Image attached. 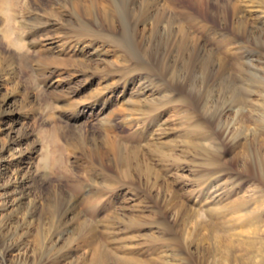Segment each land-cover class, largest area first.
<instances>
[{
  "label": "rangeland",
  "instance_id": "374dc122",
  "mask_svg": "<svg viewBox=\"0 0 264 264\" xmlns=\"http://www.w3.org/2000/svg\"><path fill=\"white\" fill-rule=\"evenodd\" d=\"M141 3L134 54L48 29L0 75V264H264V0ZM151 10L188 40L132 25Z\"/></svg>",
  "mask_w": 264,
  "mask_h": 264
},
{
  "label": "bare ground",
  "instance_id": "6f19581e",
  "mask_svg": "<svg viewBox=\"0 0 264 264\" xmlns=\"http://www.w3.org/2000/svg\"><path fill=\"white\" fill-rule=\"evenodd\" d=\"M133 1L136 0H0V15L5 23L4 28L0 33V37L8 44H13V49H7L4 52L0 50V75H2L3 72H6L7 75L10 76V79L17 76L16 68L22 54H26L34 59L37 58V60H41V63H43L45 58H42V52L47 50L45 48H47L48 45L51 46V39L46 32L48 29H54L55 32L60 34V40L64 39V42L67 44L66 49L69 47L75 51L78 48L77 45L82 44L84 41V39L80 41L81 38L86 36L93 38L91 41L99 38L114 41L124 51L134 54V48L131 46L128 39L131 35V31L128 27V25H130L128 23L129 16H132L135 10V8L129 9V6ZM141 2L149 4L147 8L156 9L159 0H141ZM142 3L140 6H142ZM154 15L155 13L153 10L148 13L144 12L142 18L134 21L135 24L132 23V25H134V27H137L138 25L140 26V24L144 26L145 21H148L149 26L151 27L150 31L154 32V36L155 34L160 33L162 34L160 37L167 35L170 39L173 37H180L182 39L190 37V33L187 31L178 29L179 27H173V24L176 23V19L167 18L166 20L156 21L155 18L157 16ZM152 19L153 21L151 23L153 24L150 23V20ZM10 29L11 32L9 31ZM176 38H174V40ZM72 45L74 46L73 48ZM172 45L171 48L176 52L179 50H181V53L187 51L186 55L188 59L185 60V62H189L187 64H190L192 68L196 67L197 61L201 67L203 66L205 68L210 62V59H207V57L202 58L201 60L197 59L199 52L196 50L193 51L194 47L189 50L187 47L184 48L182 45H179L177 41L175 43L172 42ZM165 46H167L166 43ZM63 47L60 52L64 51L65 48L63 49ZM217 63L219 69L224 67L223 62L218 61ZM40 74L43 77V83L50 88L54 86L50 74L45 75L44 72H40ZM107 88L108 85L103 87V89L97 90L93 97L96 99L101 92ZM95 99L90 101V105L88 106L91 110L96 106L95 103L97 102V99ZM2 116H4V114ZM110 126L111 125H109V127ZM107 127L108 125L104 124L103 129H106ZM110 143L109 147L112 148L113 154L119 152L121 158L124 159L125 155H121V153L122 151L126 153V150H124L126 146H119L116 142L113 143V141ZM103 152L104 151H102L101 154ZM252 161L259 164L258 160L256 161L255 159H252ZM252 176L258 177L255 174ZM70 204L71 201H65L63 198L56 203L57 211H55L54 214L57 213L58 222H60L63 216L69 212L71 209V207H69ZM18 208L21 209V205L19 206L18 204ZM32 215L33 214L30 213V216ZM0 243V246H2L3 243Z\"/></svg>",
  "mask_w": 264,
  "mask_h": 264
}]
</instances>
